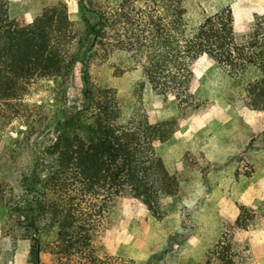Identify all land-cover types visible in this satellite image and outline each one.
<instances>
[{
    "label": "trees",
    "instance_id": "1",
    "mask_svg": "<svg viewBox=\"0 0 264 264\" xmlns=\"http://www.w3.org/2000/svg\"><path fill=\"white\" fill-rule=\"evenodd\" d=\"M78 1L81 16L73 21L62 1L27 16L12 15L8 0H0V105L16 104L41 80L54 82L55 93L64 96L60 117L47 125L54 137L37 152L30 168L20 171L9 165L0 171V207L7 211L2 237L13 246L28 240L29 264H43V238L52 232L59 253L71 236L86 248L95 199L110 200L129 189L126 192L150 205L153 195H173L166 190L171 179L162 161L136 157L142 155L140 143H148L152 134L155 140H165L170 133L160 132L159 124L149 125L152 134L143 135L120 126L114 92L93 81L92 71L109 56L125 53L156 90L174 96L180 105L195 103L193 69L204 56L235 75L254 69L258 74L254 82L247 80L243 100L247 107L264 109V15L237 24L223 8L193 23L184 0ZM77 66L81 99L68 104L67 90ZM149 167L158 172L152 183ZM77 189L84 192L77 195ZM78 198L83 207L76 206ZM253 213L264 216V203ZM236 225L246 222L238 216ZM73 229L80 232L71 233ZM237 247L232 234H226L197 264H242ZM12 254L0 241V264H11Z\"/></svg>",
    "mask_w": 264,
    "mask_h": 264
},
{
    "label": "rangeland",
    "instance_id": "2",
    "mask_svg": "<svg viewBox=\"0 0 264 264\" xmlns=\"http://www.w3.org/2000/svg\"><path fill=\"white\" fill-rule=\"evenodd\" d=\"M59 1L68 5L71 18L78 14V0L8 2L12 15L33 16ZM182 5L193 23L223 8L237 24L264 15V0H184ZM80 69L77 66L71 76L68 104L81 99ZM194 74L195 106L180 105L174 96L156 90L125 53L109 56L92 71L93 81L114 92L120 126L143 135L152 134L149 125L159 124L160 132L170 133L165 140H155L152 134L148 143H140L142 155L136 157L162 161L171 179L166 190L173 195H153L150 205L126 192L129 189L110 200L95 199L87 247L71 236L59 253L52 232L43 238V264H197L229 233L241 250L242 264H264V216L253 213L264 203V109L244 106L243 100L247 80L253 81L258 71L235 75L203 57ZM53 88L54 82L41 80L16 104L0 105V171L9 165L28 170L54 137L47 125L60 117L64 96ZM148 172L152 183L158 172ZM116 184L108 186L107 193ZM83 192L77 189V195ZM74 202L83 207L80 198ZM238 216L246 225L237 227ZM6 218L7 211L0 207V232ZM74 229L71 233L80 232ZM0 241L12 251L19 242L13 246L7 238Z\"/></svg>",
    "mask_w": 264,
    "mask_h": 264
},
{
    "label": "crops",
    "instance_id": "3",
    "mask_svg": "<svg viewBox=\"0 0 264 264\" xmlns=\"http://www.w3.org/2000/svg\"><path fill=\"white\" fill-rule=\"evenodd\" d=\"M10 1H16V0H8ZM78 7H79V12L78 14L76 13V15L74 14V16L71 18L69 15L68 17L73 20V21H77V19H80L81 16V8L79 5V1L77 2ZM68 6V5H67ZM68 12V11H67ZM70 12V11H69ZM254 16V15H253ZM253 18V17H252ZM251 18V19H252ZM235 20V19H234ZM249 21V20H248ZM206 59H210L212 61H214L211 58H208L206 56H204ZM203 58V57H202ZM201 59V58H200ZM199 59V60H200ZM215 62V61H214ZM216 63V62H215ZM196 64V63H195ZM216 65L218 66V64L216 63ZM195 67V66H194ZM219 67V66H218ZM193 76H194V80H195V74H194V69H193ZM194 80L191 86V92L193 93V85H194ZM245 106V105H244ZM4 220V219H3ZM5 222L7 221V218L4 220ZM3 221V222H4ZM0 240H4V238L2 237V232H0ZM19 242L15 244L14 250H13V254H12V261L11 264H28V250H29V242L28 240H18Z\"/></svg>",
    "mask_w": 264,
    "mask_h": 264
}]
</instances>
